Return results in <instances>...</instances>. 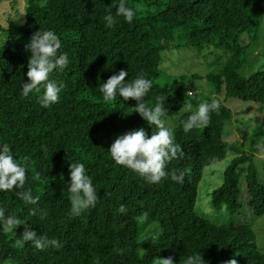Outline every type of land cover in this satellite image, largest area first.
<instances>
[{"label":"trees","instance_id":"obj_1","mask_svg":"<svg viewBox=\"0 0 264 264\" xmlns=\"http://www.w3.org/2000/svg\"><path fill=\"white\" fill-rule=\"evenodd\" d=\"M22 1V24L0 22V146L10 145L14 158L26 167L25 189L39 200L25 204L16 189L0 191L5 217L22 222L8 232L0 224L1 264H156L157 257L170 256L175 264H183L190 255H201L205 264L232 258L238 264H264L251 222L264 215V178H259L264 162L255 159L251 141L244 151L224 140L223 128L232 113L217 97L224 93L264 104V71L248 77L239 73L247 49L258 40L260 23L255 17L264 16V0H126L136 11L133 21L116 17L112 27H106L104 16L109 11L115 16L119 0ZM39 30L54 31L61 42L57 55L66 52L69 60L62 72L54 70L49 76L64 87L59 101L47 108L39 103L43 88L22 96L31 55L25 45ZM178 30L199 53L215 47L228 54L221 69L205 76L215 96L197 103L217 99L220 108L210 113L207 127L188 132L183 123L191 113L178 117L172 131L185 155L168 163L167 177L150 184L117 165L108 149L115 138L140 127L150 136L152 126L132 111L135 100L124 101L117 94L115 100L105 101L100 85L123 69L128 72L126 82L141 74L152 81L143 102L154 107L157 98L164 99L168 112L163 119L178 113L184 103L192 105L183 92L186 80L197 75L174 78L165 86L157 83L161 52L175 46ZM256 132L252 139L264 134ZM228 154L233 157L221 185L211 192V206L237 213L243 183L251 217L219 224L198 212L197 192L205 167ZM75 162L85 165L97 194L95 206L79 216L70 212L67 191L69 165ZM173 169L184 171L182 182L171 179ZM37 173L39 179L34 180ZM121 205L123 213L118 211ZM33 208L36 215H30ZM41 210L47 212L43 219ZM138 217L157 223L159 233L149 229L142 234ZM24 227L59 240L62 247L37 250L30 241L23 242Z\"/></svg>","mask_w":264,"mask_h":264},{"label":"clouds","instance_id":"obj_2","mask_svg":"<svg viewBox=\"0 0 264 264\" xmlns=\"http://www.w3.org/2000/svg\"><path fill=\"white\" fill-rule=\"evenodd\" d=\"M135 15L136 11L127 6L126 0H119L115 16L109 11L104 16V20L106 27H112L116 23V17L122 16L128 23H131ZM25 48L30 51L31 55L26 73L29 82L22 84V96L28 97L30 93L40 92L43 88L39 103L42 107L47 108L59 101L60 93L64 87L62 82L58 84L55 80L49 79V76L54 70L62 72L68 66V54L65 52L57 55L61 48V42L55 32L51 30L35 32ZM126 77H128V72L121 69L109 77L106 82H103L100 85L103 99L112 101L119 94L124 101L135 100L136 105L132 111L138 113L148 125L152 126L153 131L150 136L144 127L129 131L115 138L108 150L117 165L136 172L150 184H156L169 175L165 170L168 163L182 159L185 153L182 146L175 143L174 133L171 128L166 126V121L163 119V116L168 112L165 100L157 98L154 107H149L143 102L152 87V81L142 74L131 82H126ZM192 94V91L186 92L188 96H192ZM219 108L220 102L217 99H213L211 103H200L195 111H192L190 103H184L181 109L191 113L183 123L184 131L207 127L210 123V113L218 112ZM69 173L70 185L67 187V191L70 194V212L74 216H79L83 210L95 206L97 194L92 179L86 174L83 163H70ZM184 174L182 170L173 169L171 179L182 182ZM33 179L38 180L39 174H35ZM27 180L26 167L14 158L10 145L0 146V191L16 189L19 199L25 204L35 205L38 203L39 197H34L30 188L25 189ZM118 211L125 212L124 205H121ZM36 214L37 209L33 208L30 215ZM46 215V210H41V219ZM0 224L3 225V231L8 232L22 225V222L15 216L5 217L4 209L0 208ZM22 240L23 242L30 241L37 250L41 251L47 247L57 249L62 247L59 240L38 236L35 230L28 227L23 228ZM152 240L155 241L156 237H153ZM20 242V240L17 241V243ZM118 251L122 252L123 250ZM156 264H175V262L171 256L168 258L157 257ZM183 264H205V261L201 255H190L183 261ZM223 264H238V262L232 258L224 261Z\"/></svg>","mask_w":264,"mask_h":264},{"label":"rangeland","instance_id":"obj_3","mask_svg":"<svg viewBox=\"0 0 264 264\" xmlns=\"http://www.w3.org/2000/svg\"><path fill=\"white\" fill-rule=\"evenodd\" d=\"M22 6V0H0L1 24L4 26L7 20H17L18 24H22L24 22ZM255 19L260 23L259 37L246 51L244 63L239 70L240 75L243 77H248L256 71H264V16L257 15ZM173 43L175 46L168 47L161 52V63L159 65L161 75L157 83L165 86L174 78L197 75L198 78L186 80V88L185 92H183L184 94L192 91L193 94L189 99L193 102L192 111H195L198 107V102L215 96L213 88L205 79V76L216 73L221 69L228 58V54L223 49L215 47L204 48L199 53L195 48L186 44V37L183 36V31L181 30H178ZM217 97L232 113L231 122H227L223 128L224 140L231 144L241 145L240 147L244 151H247L251 141V145L253 144V148L256 150L253 153L255 159L259 162H264V134L252 139L254 132L259 130L264 132V104L242 101L232 97L228 98L224 93L219 94ZM181 108L178 113L169 115L164 119L166 126L171 128V130H173L178 117L186 112ZM232 157L231 154H228L224 160L205 167L198 186L196 209L211 221L219 224L228 223L229 221L242 222L250 220L251 217L243 183L240 186L242 206L237 213H228L225 206L216 209L210 203L211 192L221 185L223 171L230 163ZM259 178L261 180L264 178L263 173L260 172ZM146 221L144 217L137 218V223L142 228V234L149 229L156 234L159 233L157 223H146ZM251 222L257 246L264 254V215ZM2 264H10V262L6 261Z\"/></svg>","mask_w":264,"mask_h":264}]
</instances>
